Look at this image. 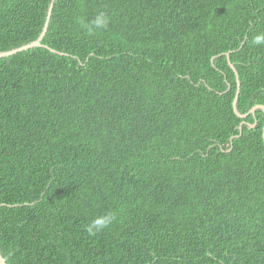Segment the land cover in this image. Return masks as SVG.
<instances>
[{
    "label": "trees",
    "instance_id": "trees-1",
    "mask_svg": "<svg viewBox=\"0 0 264 264\" xmlns=\"http://www.w3.org/2000/svg\"><path fill=\"white\" fill-rule=\"evenodd\" d=\"M49 4L0 0V51ZM259 31L264 0H55L0 57L6 263L264 264V113L226 57L264 105Z\"/></svg>",
    "mask_w": 264,
    "mask_h": 264
},
{
    "label": "clouds",
    "instance_id": "clouds-1",
    "mask_svg": "<svg viewBox=\"0 0 264 264\" xmlns=\"http://www.w3.org/2000/svg\"><path fill=\"white\" fill-rule=\"evenodd\" d=\"M110 22V18L104 11H99L91 19V21L86 20L85 18L80 19L82 26L87 28L89 31L96 29L107 28ZM252 43L262 44L264 43V31H259L254 36ZM116 220V214L114 212L108 211L101 215L95 216L90 223L87 225V232L89 235H96L97 233L103 231L105 228H108Z\"/></svg>",
    "mask_w": 264,
    "mask_h": 264
},
{
    "label": "water",
    "instance_id": "water-1",
    "mask_svg": "<svg viewBox=\"0 0 264 264\" xmlns=\"http://www.w3.org/2000/svg\"><path fill=\"white\" fill-rule=\"evenodd\" d=\"M54 1L55 0H50V4H49L47 15H46V20L44 22V25H43V28H42V31H41L40 35L34 41H32L30 43H27L25 45H21V46H19L17 48H13V49H10L8 51H0V57H7V56L15 54L17 52H21V51H24V50H27V49H30V48H33V47H38V46H42L43 45L41 43V41H42L46 31H47V27H48V23H49V19H50V15H51V12H52V6H53ZM226 57H227V62L229 64L230 68L234 71L235 77H236V80H237V90H236V93H235V96H234V99H233V102H232V107H233L234 113L241 119H244L250 113H254L257 109H261V111H263V113H264V105H261V104L253 105L251 107V109L246 114H241L238 111V109L236 107V103H237L238 94L240 92L239 77H238V73H237L233 63L230 61L228 52L226 53ZM243 123H244V121H242L240 123V126H239L240 133H241V126H242ZM262 139L264 141V124H263V128H262ZM0 264H7L5 259H4V257L2 256L1 252H0Z\"/></svg>",
    "mask_w": 264,
    "mask_h": 264
},
{
    "label": "rangeland",
    "instance_id": "rangeland-1",
    "mask_svg": "<svg viewBox=\"0 0 264 264\" xmlns=\"http://www.w3.org/2000/svg\"><path fill=\"white\" fill-rule=\"evenodd\" d=\"M7 51H8V50H7ZM228 53H229V52H228ZM229 54H230V53H229ZM213 58H214V57H212V59H213ZM230 61H231V60H230ZM236 71H237V70H236ZM233 72H234V71H233ZM237 73H238V72H237ZM238 77H239V75H238ZM235 78H236V77H235ZM230 88H231V86H230V84H229V85H228V90H229ZM236 90H237V88H236ZM235 93H236V92H235ZM238 95H239V94H238ZM233 99H234V98H233ZM250 109H251V108H250ZM250 109H249V110H250ZM254 113H255V112H254ZM254 113H253V114H254ZM243 114H246V113H243Z\"/></svg>",
    "mask_w": 264,
    "mask_h": 264
},
{
    "label": "bare ground",
    "instance_id": "bare-ground-1",
    "mask_svg": "<svg viewBox=\"0 0 264 264\" xmlns=\"http://www.w3.org/2000/svg\"><path fill=\"white\" fill-rule=\"evenodd\" d=\"M196 135V134H195Z\"/></svg>",
    "mask_w": 264,
    "mask_h": 264
}]
</instances>
